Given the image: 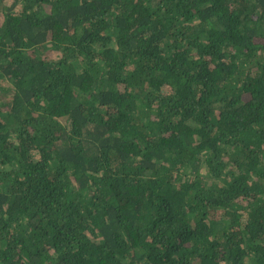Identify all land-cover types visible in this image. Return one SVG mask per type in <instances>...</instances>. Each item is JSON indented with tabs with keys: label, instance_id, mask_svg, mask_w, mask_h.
<instances>
[{
	"label": "trees",
	"instance_id": "16d2710c",
	"mask_svg": "<svg viewBox=\"0 0 264 264\" xmlns=\"http://www.w3.org/2000/svg\"><path fill=\"white\" fill-rule=\"evenodd\" d=\"M0 264H264V0H0Z\"/></svg>",
	"mask_w": 264,
	"mask_h": 264
}]
</instances>
